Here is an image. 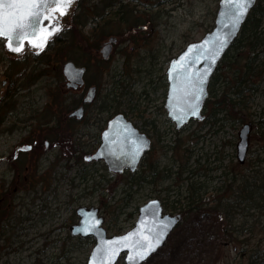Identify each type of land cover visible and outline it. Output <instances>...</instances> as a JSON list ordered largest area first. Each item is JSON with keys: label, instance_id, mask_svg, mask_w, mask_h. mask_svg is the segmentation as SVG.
<instances>
[{"label": "rangeland", "instance_id": "374dc122", "mask_svg": "<svg viewBox=\"0 0 264 264\" xmlns=\"http://www.w3.org/2000/svg\"><path fill=\"white\" fill-rule=\"evenodd\" d=\"M103 1L112 3L110 0H79L72 10L68 28L61 32L59 39H52V49L45 52L27 51L18 59L6 52L5 40L0 38V82L5 81L0 90V264H86L94 241L70 235V227L79 220L77 208L99 207L106 219L105 227L109 234H123L133 227L138 208L149 199L157 197L168 201L172 206V201L176 199L175 192L181 190L183 184L177 180V175L167 180L161 179L167 173L164 167L169 172L175 163L188 164L186 160L192 152L190 170L196 171V177L198 171L200 174H209L214 180L207 181L203 174L197 179L207 181L211 187L216 188L228 180L223 169H230L234 163L239 162V135L243 126L251 122L249 118L245 123L234 120L215 123L214 118H206L201 122L192 121L181 131H176L171 122L169 143L172 150L166 151L168 159L163 158L162 165L158 166L161 171L158 180L152 182L151 179V182L143 181L140 186L136 185V192L131 197L127 193L122 194V190H125L124 183L96 184L93 179L85 183L86 186L79 184L78 167L83 162H65L66 152L75 149L76 142L73 137H68L70 122L67 123L66 117L72 109L68 107L72 100L69 99L70 94H67L69 88L65 85L63 67L73 59L80 60L85 52L82 34L91 29L83 23L96 13L107 14ZM140 1L136 0L133 3L135 6L125 4L131 8L130 14L136 10L133 14L139 16L142 14L140 10L147 8ZM177 1L170 0L167 4L161 3L152 9L150 6L148 8L153 16H162L164 23L160 22L165 25L163 31L170 36V41L175 38L174 47L177 45L175 48L179 49L186 48L190 42L203 39L213 30L219 0ZM125 5L118 7L124 8ZM143 20L142 24L145 23ZM123 26L118 21L109 29L118 31ZM242 61L246 59L242 58ZM257 63H264V48ZM95 74L98 77L103 75L97 69L91 70V75ZM227 75L231 87L232 68ZM259 77L255 78L261 85L260 91L254 96L253 119H256V112L264 109V81ZM107 78L108 73H105L104 79ZM9 80H13L16 85L10 87ZM225 88L224 83H216V90L221 92ZM124 91L122 88L120 92ZM208 113L206 110L204 114L207 116ZM54 114H58L63 120H56L60 123V128L49 132L46 130V123L54 120ZM221 123L224 125L220 126ZM255 132L252 124L246 158V162L250 164L264 155L260 144H257ZM77 133L80 134V130ZM46 138L50 141L48 152L44 150ZM29 142H37L39 149L32 150L29 155L22 151L15 155L17 146ZM81 143L80 147L83 146ZM21 152L28 157L24 160L28 162V168L33 166L36 171L39 169L34 177L37 179H32L37 181L35 185L29 184V180L25 179L27 173L21 167L25 157ZM161 153L162 149H159L154 154V162ZM200 159L201 163L198 161ZM211 206L209 203L207 208ZM241 212L243 217L238 218L236 225L241 226L247 222L245 232L235 231L230 236L224 231L222 221L215 212L191 211L170 234L163 248L144 264H250L251 258L257 254L255 251L264 250V234L258 227L250 232L252 224L248 223V219L252 216L246 209ZM257 257L260 261L261 257ZM118 264H124L122 258Z\"/></svg>", "mask_w": 264, "mask_h": 264}, {"label": "flooded vegetation", "instance_id": "af4514ba", "mask_svg": "<svg viewBox=\"0 0 264 264\" xmlns=\"http://www.w3.org/2000/svg\"><path fill=\"white\" fill-rule=\"evenodd\" d=\"M110 1L112 3L109 4L108 1H103L107 14L90 15L92 18L83 23L91 29L82 34L86 49L80 60H71L76 67L84 69L83 83L75 86L69 85L70 83L65 80V85L69 88L67 94H70L69 99L72 100L71 105L68 106L72 109L66 117L67 123L70 122L67 130L68 137H73L76 142V148L66 152L65 162L67 164L79 160L80 163L83 162L81 167H78L79 184L85 185L93 179L96 184L124 183L127 187H124L122 194L127 193L131 197L136 192L134 187L138 181L142 184L143 181L149 182L153 179L152 182H155L159 179L161 171L158 166L162 165L163 158L168 159L166 151L172 150L169 143L171 121L166 105L170 87L169 70L172 61L185 50V47L179 49L175 48L177 45L174 47L175 38L170 41V36L163 31L165 25L160 22V20L163 22L162 16H153V12L148 8L150 6L152 9L153 6H159L161 3L167 4L170 0H148L147 3L144 0H138L141 5L147 7L140 10L142 14L139 16L133 14L136 10L130 14V6L125 5L135 4L136 0ZM220 1H218L215 19ZM119 5L125 6L119 8ZM142 20L145 21L144 24ZM118 21L124 24L121 30L109 29ZM93 69H97L103 75L101 77L97 74L91 75ZM105 73H108L107 79H104ZM63 78L65 79L64 76ZM216 83L217 70L210 79L209 97L206 101L215 95ZM122 88L125 90L123 93L120 92ZM118 90H120L119 93ZM79 110L81 112L75 114ZM206 110L204 107L203 112L205 113ZM59 118L58 114H54L52 118L54 120L46 123V130L51 132L60 128V123L56 121ZM60 119L63 120L62 117ZM111 124H114L112 129L115 132L121 131L122 127H125L124 124L131 126L129 129L131 134L125 135L123 141L133 142L134 148L126 149L130 148L131 144L123 148L128 151L126 156L122 155L115 146L118 137L114 134L113 139L106 134ZM78 130L80 134L77 133ZM176 131L179 130L176 129ZM80 140L82 143L79 142ZM34 143L17 146L15 155L20 151L29 155L32 150L39 149L40 145L37 142ZM80 143L82 147L79 146ZM44 144V150L48 152L50 141L46 138ZM159 149H162V153L154 162V154ZM139 150L143 151L140 155L137 153ZM98 152L101 155L100 159L94 158ZM138 157L135 169L127 166L134 165ZM26 159L28 157L23 158L21 162V167L23 166L27 173L25 179L29 180V184L35 185L37 181L32 179H37L34 177L39 169L36 171V167L33 166L28 168L26 165L28 162L24 161ZM111 166L126 167L117 172L111 170ZM155 168H158L157 173H154ZM164 168L167 173H164L161 179L167 180L169 172L167 167ZM129 183L136 184L132 186ZM97 189H99L98 186Z\"/></svg>", "mask_w": 264, "mask_h": 264}, {"label": "water", "instance_id": "95a60500", "mask_svg": "<svg viewBox=\"0 0 264 264\" xmlns=\"http://www.w3.org/2000/svg\"><path fill=\"white\" fill-rule=\"evenodd\" d=\"M79 0H71V5L60 15L59 11H49L48 8H39L40 16L37 29H26L19 42L20 51H12L8 46L9 41L5 38V50L14 57H21L28 49L31 51L44 50L49 42L69 26V20L73 9ZM20 0H0V13L2 12H27L28 9H13L8 5L18 3ZM243 0H221L215 19V27L208 32L204 38L188 45L185 50L172 61L169 70V95L167 108L176 129L181 130L191 120L202 121L204 106L209 97V82L217 69L218 64L226 54L232 43L236 40L245 23L249 13L254 8L257 0H247V7L242 16L238 4ZM51 7L52 0H48ZM30 21L33 17L29 16ZM15 46V41H13ZM39 45V46H34ZM83 68L76 67L73 62L65 63L63 74L69 85L78 86L83 83ZM5 85L0 82L1 87ZM1 97V96H0ZM81 110L75 114L80 113ZM111 124L106 134L114 139L117 136L115 146L124 156L128 149L134 148V143L126 140L125 135H130V124H124L121 131L115 132ZM251 124L247 123L240 131V141L237 146L238 159L240 162L246 160L248 154V138ZM111 134V135H110ZM120 136V137H119ZM130 145V148L127 146ZM123 149V148H125ZM148 147V146H147ZM143 151L139 150L140 155ZM100 159L98 152L95 157ZM139 157L135 159L134 165H127L135 169ZM126 166L112 167L111 170L121 171ZM79 221L70 227L73 237L93 238L95 244L89 254L86 264H117L123 257L125 264H142L154 253L165 245L170 233L179 225L183 217L181 214H171L164 211L160 199H152L139 208V214L133 228L120 235H109L104 227L105 218L100 214L98 207L82 206L76 209Z\"/></svg>", "mask_w": 264, "mask_h": 264}, {"label": "trees", "instance_id": "16d2710c", "mask_svg": "<svg viewBox=\"0 0 264 264\" xmlns=\"http://www.w3.org/2000/svg\"><path fill=\"white\" fill-rule=\"evenodd\" d=\"M59 38L57 37L55 41ZM53 42L48 45L46 50L52 49L50 46L53 45ZM262 46H264V0H258L243 25L239 37L232 44L217 69V84L224 83L226 88L221 92L217 89L215 95L208 99L205 108L209 111L207 118L209 120L214 118L215 123L222 120L245 123L249 118L251 121L249 123L255 126L257 144H260V150L264 153V109L256 112V119L251 117L254 96L260 91L261 85V82H256L255 78L260 76L259 78L264 81V63H257ZM246 56L247 58H245ZM242 58L246 61H242ZM224 66L226 69L223 70ZM230 68L233 69V85L231 87L227 80ZM9 82L10 87L16 85L13 80H9ZM1 110L2 107H0ZM222 123L220 126L224 125ZM192 156L193 154L190 152L186 160L189 162L188 164L179 165L177 163L169 169V178L177 175V180L181 181L183 186L180 187L181 190L178 189L175 192L176 199L172 201V206L168 201H165L164 205L167 210H179L184 218L193 210L215 212L219 220L222 221L224 231L233 236L235 231L236 233L245 232L244 226L247 222L241 226H237L236 222L238 218L243 217L241 210L245 212L246 209V212L252 216L248 219V223L252 224L249 231L253 232L258 227L264 234V155L259 156L256 162L251 164L246 161L244 163L236 162L230 169L224 168L222 172L228 177V180L216 188L211 187L207 182L209 179L214 180L213 177L208 176L209 174L201 173L206 175L207 181H200L197 179L201 176L199 171L198 177H196V171L190 170ZM198 161L201 163V159ZM195 164L197 163L195 162ZM174 168L177 170L175 171ZM157 171L158 168H155L154 173ZM184 174H187L185 176L187 179L183 177ZM129 184L134 186L136 183ZM140 184L138 181L137 185ZM213 188L214 190H211ZM216 195L217 197H215ZM209 203L212 206L207 208ZM0 235H2L1 232ZM256 252L257 254L251 258L250 264H264V250H256ZM257 255L261 257L260 261H258Z\"/></svg>", "mask_w": 264, "mask_h": 264}, {"label": "snow or ice", "instance_id": "6c2138e0", "mask_svg": "<svg viewBox=\"0 0 264 264\" xmlns=\"http://www.w3.org/2000/svg\"><path fill=\"white\" fill-rule=\"evenodd\" d=\"M71 5V0H52L51 7H49L48 0H20L18 3L9 4V8L13 9H28L25 12H2L0 13V37L9 41V47L12 51H20L19 42L22 37L26 35L25 30L32 28L37 29L39 26V20L43 17L40 16L39 8H48L49 11L56 10L60 12V15L64 14V11ZM240 8V16L243 15L244 10L247 7V0H243L238 4ZM33 17L32 20H28L27 17ZM13 41H15V46ZM39 46V45H34Z\"/></svg>", "mask_w": 264, "mask_h": 264}, {"label": "bare ground", "instance_id": "6f19581e", "mask_svg": "<svg viewBox=\"0 0 264 264\" xmlns=\"http://www.w3.org/2000/svg\"><path fill=\"white\" fill-rule=\"evenodd\" d=\"M263 48H264V47L262 46L261 49H260V52H259V53H261V50H262ZM260 84H261V83H260ZM247 97H248V96H247ZM204 116H205V120H206L207 116H206V115H204ZM152 256H153V255H152ZM152 256H151V257H152ZM151 257H150L148 260H150ZM148 260H147V261H148ZM147 261H145L144 263H146Z\"/></svg>", "mask_w": 264, "mask_h": 264}]
</instances>
